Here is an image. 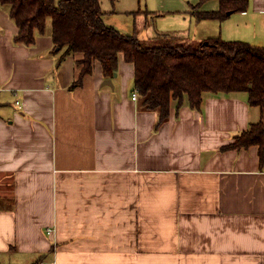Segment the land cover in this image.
<instances>
[{
  "label": "crops",
  "instance_id": "1",
  "mask_svg": "<svg viewBox=\"0 0 264 264\" xmlns=\"http://www.w3.org/2000/svg\"><path fill=\"white\" fill-rule=\"evenodd\" d=\"M199 2L127 8L147 26L167 15L180 26H150L143 41L221 37L264 47V0L196 23ZM212 5L219 0L200 10ZM18 33L0 7V264H264L260 148L223 150L261 119L247 93H208L199 110L187 97L180 108L173 101L159 124L158 111L142 108L123 54L117 76L106 78L95 60L74 85L84 54L54 52L51 20L32 46L16 43Z\"/></svg>",
  "mask_w": 264,
  "mask_h": 264
},
{
  "label": "trees",
  "instance_id": "2",
  "mask_svg": "<svg viewBox=\"0 0 264 264\" xmlns=\"http://www.w3.org/2000/svg\"><path fill=\"white\" fill-rule=\"evenodd\" d=\"M207 0L193 6L198 20H224L229 12H244L248 0H219V8L201 11ZM19 28L16 43L32 46L36 34H45L52 22L54 52L61 59L82 53L84 59L79 85L92 73L93 63L102 64L106 78L119 70V56L135 66L134 86L141 106L158 111L159 124L170 117L173 101L178 108L186 97L190 106L201 109L206 94L245 92L249 104L261 109V119L223 148L242 149L258 146L264 152V47L221 37L190 43L173 36L141 40L106 25L100 0H0Z\"/></svg>",
  "mask_w": 264,
  "mask_h": 264
},
{
  "label": "rangeland",
  "instance_id": "3",
  "mask_svg": "<svg viewBox=\"0 0 264 264\" xmlns=\"http://www.w3.org/2000/svg\"><path fill=\"white\" fill-rule=\"evenodd\" d=\"M100 2L103 10H111L109 11V20L112 25H114L113 27L115 29L118 28L120 32H126L129 34H132L136 29V34L139 36V39L148 38L149 31L152 28L154 29V27L158 28L162 25L164 27L163 29L166 30H176V26H178V28L180 27L176 22H174V16L172 15L156 16L154 17V19L149 18L148 22L150 24L147 26L143 17H139V15L133 14L130 11V8H127V5L130 3V0H100ZM216 7L217 5L210 6L211 10H214ZM201 21L202 20H195L196 23ZM189 34L190 37H192L190 32Z\"/></svg>",
  "mask_w": 264,
  "mask_h": 264
},
{
  "label": "water",
  "instance_id": "4",
  "mask_svg": "<svg viewBox=\"0 0 264 264\" xmlns=\"http://www.w3.org/2000/svg\"><path fill=\"white\" fill-rule=\"evenodd\" d=\"M231 13H232V12H229V15H230ZM115 76H117V74H115ZM104 85H110L111 87H113L112 80H111V79H107V80L104 82Z\"/></svg>",
  "mask_w": 264,
  "mask_h": 264
},
{
  "label": "built area",
  "instance_id": "5",
  "mask_svg": "<svg viewBox=\"0 0 264 264\" xmlns=\"http://www.w3.org/2000/svg\"><path fill=\"white\" fill-rule=\"evenodd\" d=\"M134 99H137V93L134 94Z\"/></svg>",
  "mask_w": 264,
  "mask_h": 264
}]
</instances>
